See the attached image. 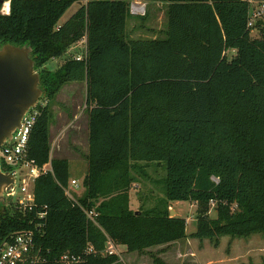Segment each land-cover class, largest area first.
Masks as SVG:
<instances>
[{
    "label": "trees",
    "instance_id": "1",
    "mask_svg": "<svg viewBox=\"0 0 264 264\" xmlns=\"http://www.w3.org/2000/svg\"><path fill=\"white\" fill-rule=\"evenodd\" d=\"M136 1L166 5L163 36L129 35ZM75 4L78 11L61 22ZM250 11L242 0H0V43L32 47L45 92L29 159L51 165L33 184L32 210L0 204V248L32 231L42 264H64V255L119 264L120 256L104 253L109 241L146 254L189 237L186 218L171 217L173 202L197 204L191 237L216 247L224 236H264V14L249 27ZM83 40L81 60L49 69ZM77 82L87 86L89 150L76 200L66 193L69 161L51 158L50 127L51 103ZM163 163L162 196L137 213L133 185ZM86 211H95V221ZM154 262L166 264L159 256Z\"/></svg>",
    "mask_w": 264,
    "mask_h": 264
},
{
    "label": "rangeland",
    "instance_id": "2",
    "mask_svg": "<svg viewBox=\"0 0 264 264\" xmlns=\"http://www.w3.org/2000/svg\"><path fill=\"white\" fill-rule=\"evenodd\" d=\"M255 6H260L264 3V0H253ZM6 3L2 9V13H6L7 8ZM79 9V5H73L64 15L61 22H65L70 19ZM135 26H139L143 29V32H134L133 24L130 25L132 18L128 20V31L129 35H133L132 38H153L155 36L161 37L166 28L167 18L163 6L153 4L146 9V14L144 16L145 20L141 18L143 16L135 15ZM129 27V28H128ZM140 28V29H141ZM141 29V30H142ZM253 36L258 37V32L254 31ZM140 36V37H139ZM85 40H83L84 42ZM86 50L85 43L78 44L73 50L74 52H69L67 56L60 59L52 60L48 67L49 69L55 71L59 66L68 58L73 56H78L80 53L81 57H84ZM78 55H76V54ZM235 55L234 52H229V56ZM87 100V86L86 83H76L75 85L67 84L58 94L57 98L52 104V107L56 106L58 111L64 113L66 124L61 128L65 130L63 154L68 156L70 163V174L71 178H75L78 181V187L72 185L70 181L69 191L73 195L74 199L77 200L84 193L83 181L85 175L87 174L88 167L86 163L77 158L75 152L73 151V145L67 143L69 135L74 128L68 125V115L73 116L77 114L78 119H80L83 110L86 107ZM47 103V102H46ZM81 131V130H80ZM80 143L83 145L84 136H80ZM81 148L83 146L79 145ZM79 153V152H78ZM77 153V154H78ZM73 155L74 157H71ZM82 158V156H81ZM79 160V163L76 162ZM149 179H140V183L133 185L130 195H131V208L133 210H138L144 207H150L154 204L157 197L162 196V191L160 186L157 184L159 179L166 177V165L163 163L162 166H151L148 169ZM24 182V176L21 177L17 193L14 196V202L20 197H24L25 194L21 192V185ZM175 211V216H181L186 218L188 227L187 233H194L197 230V204L191 202H177V204L171 205L170 211ZM211 218L216 217V210L214 204L211 206L209 212ZM189 235L187 239L181 240L177 243L170 244L167 246L156 247L148 250L146 254L133 253L129 254L127 248L124 246H118L117 249L120 255L119 264H155L154 257L159 256L166 264H228L227 259L235 258L237 261L235 264H251L257 262V264L264 263V236L254 235L249 238H236L233 239L230 236H224L220 240L219 247H216L214 241L211 240H200L191 237ZM155 255V256H153Z\"/></svg>",
    "mask_w": 264,
    "mask_h": 264
},
{
    "label": "built area",
    "instance_id": "3",
    "mask_svg": "<svg viewBox=\"0 0 264 264\" xmlns=\"http://www.w3.org/2000/svg\"><path fill=\"white\" fill-rule=\"evenodd\" d=\"M247 1L251 5L249 27H252L257 19L261 18L264 14V3L260 6H255L253 0ZM131 14L145 16L146 7L137 3H132L130 7ZM9 10L4 14H9ZM83 57L78 56L77 59L81 60ZM41 106L45 103L41 102ZM40 112L37 108L32 109L23 120L22 126L18 129L11 141L0 149V162L2 167H7L6 171L11 172L16 177L15 191L7 195V201H14V196L17 193L18 183L21 177L24 176V182L21 185V192L25 194L20 197L16 202L23 209L32 210L35 206V197L33 192V184L35 180L43 173L51 170V167L40 168L29 159V141L34 126L37 123ZM72 185L78 187V181L73 180ZM66 193L74 198L69 189ZM87 216L95 221V211H86ZM112 241L107 244V249L104 253L108 255H119V251ZM93 248L87 250V253L93 252ZM82 256L64 255L61 261L64 264H78L82 262ZM45 262L41 254V249L36 245L34 232L26 231L20 232L12 236L10 241H6L0 248V264H42Z\"/></svg>",
    "mask_w": 264,
    "mask_h": 264
},
{
    "label": "water",
    "instance_id": "4",
    "mask_svg": "<svg viewBox=\"0 0 264 264\" xmlns=\"http://www.w3.org/2000/svg\"><path fill=\"white\" fill-rule=\"evenodd\" d=\"M32 47L0 43V149L13 139L24 117L44 98ZM16 177L0 162V204L15 191ZM138 213V212H137ZM171 217H175L171 211Z\"/></svg>",
    "mask_w": 264,
    "mask_h": 264
},
{
    "label": "crops",
    "instance_id": "5",
    "mask_svg": "<svg viewBox=\"0 0 264 264\" xmlns=\"http://www.w3.org/2000/svg\"><path fill=\"white\" fill-rule=\"evenodd\" d=\"M133 3L144 5L146 7V9L149 8V6H153V4L161 5V6H163L164 11L166 12V5L162 4V3H150V2H144V1H136V2H133ZM134 16L135 15L132 14V17H131L132 19L130 21V25L129 26L132 27V24H133L132 31H134V32H143V29L141 27H139L137 25L135 26L134 22H135L136 19H135ZM129 30H131V29H128V31ZM131 37H133V35ZM156 37L157 36H155L153 38H156ZM82 43H85V45H86V41H84V42L82 41V42H80L78 44H82ZM78 44L73 46L70 49L69 52H74L73 50L76 48V46ZM80 54L79 55L76 54V55L80 56ZM85 54H86V50H85ZM78 56H75V57H78ZM55 60L57 61L58 59H55ZM75 84L76 83H72L71 85H75ZM56 108H57L56 106H54V108L52 107V110H53V113H54V121H53V123H52V125L50 127L51 141H52L51 158L52 159H66V160H68L69 159L68 156H65L63 154L64 147H63V143H62L64 141L63 137L65 136V130L66 129L61 128L64 124H66V120H65L64 113H62L61 111H58ZM83 110H86V107ZM82 114L83 115H81L80 119H78L77 114H73V116L68 115V119H67L68 125H70L71 128H74V129H73V131L70 132L71 135H69V137H68V139H66V141H67V143L73 145V149H74L73 151L75 152V155L77 156V158H80L84 162V164L86 163V165L88 167V162H87L86 156H87L88 150H89V141H88L89 116H88L86 111H83ZM80 136H84L83 145L80 144V143L83 142L82 140H80ZM79 145L83 146V148H81ZM81 156H82V158H81ZM71 157H74V156L72 155ZM76 162L79 163V160L76 161ZM47 167L50 168L51 165H48ZM73 180H76V179L75 178H71V183H72ZM174 204H177V202L171 203V205H174ZM136 211L139 212L138 210H136ZM174 213H175V211H174ZM178 217H181V216H178ZM190 234H193V233H188V235H190ZM175 243H177V242H175ZM172 244H174V243H172ZM236 261L237 260L235 258H230V259L226 260V263L235 264ZM255 264H257V262H255Z\"/></svg>",
    "mask_w": 264,
    "mask_h": 264
},
{
    "label": "bare ground",
    "instance_id": "6",
    "mask_svg": "<svg viewBox=\"0 0 264 264\" xmlns=\"http://www.w3.org/2000/svg\"><path fill=\"white\" fill-rule=\"evenodd\" d=\"M5 8H7V10H9V8H10V3L9 2L6 3V7Z\"/></svg>",
    "mask_w": 264,
    "mask_h": 264
}]
</instances>
